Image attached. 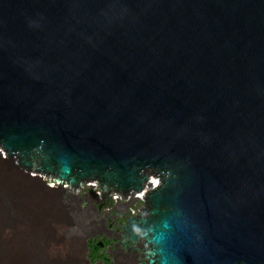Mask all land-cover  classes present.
I'll return each mask as SVG.
<instances>
[{
    "label": "water",
    "instance_id": "1",
    "mask_svg": "<svg viewBox=\"0 0 264 264\" xmlns=\"http://www.w3.org/2000/svg\"><path fill=\"white\" fill-rule=\"evenodd\" d=\"M0 157L155 176L150 248L264 264V0H0Z\"/></svg>",
    "mask_w": 264,
    "mask_h": 264
},
{
    "label": "rangeland",
    "instance_id": "2",
    "mask_svg": "<svg viewBox=\"0 0 264 264\" xmlns=\"http://www.w3.org/2000/svg\"><path fill=\"white\" fill-rule=\"evenodd\" d=\"M53 192L28 180L12 161L0 159V264H79L70 245L79 241L78 251L82 250L80 233L68 231V219L76 215L75 202L63 205ZM58 210L63 214L60 219ZM96 262L92 264H104Z\"/></svg>",
    "mask_w": 264,
    "mask_h": 264
},
{
    "label": "bare ground",
    "instance_id": "3",
    "mask_svg": "<svg viewBox=\"0 0 264 264\" xmlns=\"http://www.w3.org/2000/svg\"><path fill=\"white\" fill-rule=\"evenodd\" d=\"M0 159L9 160L5 157H0ZM12 163L22 170L28 180H34L43 189L50 192H53V189L41 181V175L52 176V179L58 184L57 192L54 191L52 194L56 193L57 198L63 205L66 204V201L72 200L75 202L74 214L76 215L69 217L68 224L70 227L68 231L70 234H75L78 229L80 233L82 250L78 251L79 241L70 245V254L76 256V261L79 264H92V261L87 256V240L89 238L94 239L95 249L99 248V252L103 254L104 264H176V262L170 261L165 255L150 248L146 238L145 213L156 202L158 193V187L152 186L151 182L146 178L139 190L135 188L129 190L130 194L145 190L140 212L131 215L126 207H113L108 212H105L103 211L102 203H93L92 206L83 205L81 198L66 194L62 189L61 183L64 181L67 184V188L73 190L75 187L84 188L86 182L75 180L56 168L21 166L13 161ZM140 177L142 178L143 176L140 175ZM98 188L105 201H108L111 193L114 192V190L104 185H98ZM44 196L47 197V195ZM10 200L13 203V198H10ZM86 207H90V210ZM52 212H55L54 209ZM62 216V212L58 210L57 218L60 219ZM85 217L87 218L86 220H84ZM0 243H2L1 240ZM27 256V258H30L31 254L28 253ZM38 259L39 257H37V261ZM38 264H41L40 261H38Z\"/></svg>",
    "mask_w": 264,
    "mask_h": 264
},
{
    "label": "built area",
    "instance_id": "4",
    "mask_svg": "<svg viewBox=\"0 0 264 264\" xmlns=\"http://www.w3.org/2000/svg\"><path fill=\"white\" fill-rule=\"evenodd\" d=\"M35 174L34 172H31ZM152 186L156 185L157 177H151ZM41 181L45 182L48 187L52 188V191H56L58 184L52 179V176L41 175ZM62 189L66 194H72L83 200V205L92 206L94 204L102 203L103 211L108 212L113 207H126L131 215L138 214L140 212V206L144 201V191L135 192L129 197L122 195L118 192H112L108 201H105L102 193L100 192L97 184L86 183L84 188L75 187L73 190L67 188V184L62 181Z\"/></svg>",
    "mask_w": 264,
    "mask_h": 264
},
{
    "label": "trees",
    "instance_id": "5",
    "mask_svg": "<svg viewBox=\"0 0 264 264\" xmlns=\"http://www.w3.org/2000/svg\"><path fill=\"white\" fill-rule=\"evenodd\" d=\"M95 242L93 238H89L87 240V246H88V251H87V256L88 258L92 261L95 262L97 260H101L102 262H104V257L103 254H101L99 251L100 249L96 248L95 249Z\"/></svg>",
    "mask_w": 264,
    "mask_h": 264
}]
</instances>
